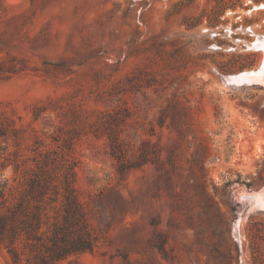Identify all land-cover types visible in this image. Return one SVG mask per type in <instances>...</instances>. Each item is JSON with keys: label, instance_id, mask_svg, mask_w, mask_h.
I'll return each instance as SVG.
<instances>
[{"label": "rangeland", "instance_id": "374dc122", "mask_svg": "<svg viewBox=\"0 0 264 264\" xmlns=\"http://www.w3.org/2000/svg\"><path fill=\"white\" fill-rule=\"evenodd\" d=\"M263 5L0 0V179L70 152L94 237L72 263L264 264L240 199L264 192V83L234 78L261 67Z\"/></svg>", "mask_w": 264, "mask_h": 264}, {"label": "trees", "instance_id": "16d2710c", "mask_svg": "<svg viewBox=\"0 0 264 264\" xmlns=\"http://www.w3.org/2000/svg\"><path fill=\"white\" fill-rule=\"evenodd\" d=\"M55 155L49 149L35 153L19 191L0 179V250L5 251L6 264H78L69 258L94 249L88 216L74 185L72 156Z\"/></svg>", "mask_w": 264, "mask_h": 264}, {"label": "bare ground", "instance_id": "6f19581e", "mask_svg": "<svg viewBox=\"0 0 264 264\" xmlns=\"http://www.w3.org/2000/svg\"><path fill=\"white\" fill-rule=\"evenodd\" d=\"M259 47L262 48V53H263V57H264V42ZM260 66L261 67L258 68L256 70V72L255 71H248V72L245 71L241 75L235 76L234 77L235 80L236 81L244 80V81H248V82H250L252 80H256V82L260 81V82L264 83V58H263ZM240 199L241 200H248L251 205H254L257 208L264 210V193H253V194H247L246 193V194H243Z\"/></svg>", "mask_w": 264, "mask_h": 264}, {"label": "built area", "instance_id": "2783aa9c", "mask_svg": "<svg viewBox=\"0 0 264 264\" xmlns=\"http://www.w3.org/2000/svg\"><path fill=\"white\" fill-rule=\"evenodd\" d=\"M262 38H264V37H263V36H261V37H259V38H256V39H257V41H258V40H261ZM257 41H256V44L258 43Z\"/></svg>", "mask_w": 264, "mask_h": 264}, {"label": "water", "instance_id": "95a60500", "mask_svg": "<svg viewBox=\"0 0 264 264\" xmlns=\"http://www.w3.org/2000/svg\"><path fill=\"white\" fill-rule=\"evenodd\" d=\"M260 193H264V192H260ZM246 202H248L250 204V202L248 200H245Z\"/></svg>", "mask_w": 264, "mask_h": 264}]
</instances>
